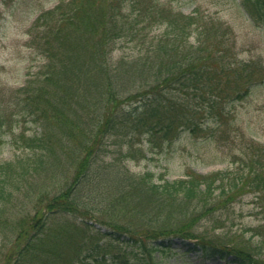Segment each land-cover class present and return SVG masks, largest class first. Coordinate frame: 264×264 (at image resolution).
I'll list each match as a JSON object with an SVG mask.
<instances>
[{"label":"trees","instance_id":"obj_1","mask_svg":"<svg viewBox=\"0 0 264 264\" xmlns=\"http://www.w3.org/2000/svg\"><path fill=\"white\" fill-rule=\"evenodd\" d=\"M239 5L264 21V0ZM91 7L59 0L28 28L29 46L45 60L9 95L35 128L13 133L10 142L21 151L0 161V256L12 245L2 264H158L175 239L181 256L263 264L197 232L195 216L179 218L181 203H203L220 187L225 193L242 174L229 187L215 184L220 172L154 179L151 171L132 173L104 156L117 142L121 156H132L142 136L153 147L183 131L231 136L225 107L264 78V65L228 57L229 26L197 9L182 13L160 0ZM154 28L160 31L150 34ZM121 38L136 53L112 58ZM6 116L17 123L0 109V125ZM261 164L254 150L247 170L255 187Z\"/></svg>","mask_w":264,"mask_h":264},{"label":"rangeland","instance_id":"obj_2","mask_svg":"<svg viewBox=\"0 0 264 264\" xmlns=\"http://www.w3.org/2000/svg\"><path fill=\"white\" fill-rule=\"evenodd\" d=\"M58 1L0 0V109L17 119V123L9 122L6 116L0 125V161L12 159L15 153L21 151L10 142L13 133L21 129L27 133L34 132L35 124L29 118L22 120L23 116H18L14 106L9 104V95L44 62L41 53L29 46L27 31L39 12ZM83 1L88 11L91 6L101 8L105 0ZM160 1L182 13L197 9L203 15L223 21L229 26V31L225 33L229 37L228 57L232 60L235 57L238 60H258L264 65V21L253 20L239 5V0ZM159 31L160 28H154L149 32L153 34ZM135 53L134 43L121 38L114 42L111 57ZM225 108L229 112L228 118L233 120L234 129L227 138L194 136L183 131L170 141L153 147L142 136L140 141L133 144L132 156H121L118 142L108 144L104 162L113 163L115 167L125 168L132 173L151 171L154 179L185 177L192 172L204 175L220 172L222 177L219 176L220 180L215 184L224 187H229L230 181L237 180L242 174L236 182L237 186L228 188L225 193L219 192L220 187L203 203H181L179 218L185 214L182 221H186L195 216L197 232H202L216 244L242 249L264 264V176L259 180L260 187H255L247 170L249 159H252L253 151L257 150L264 175V78L252 84L242 99L227 104ZM123 148L126 149L125 144ZM140 151L144 153L143 156L139 155ZM85 218L96 227L103 226L92 217ZM182 245L179 239H175L168 255L163 256L158 264H238L231 259L202 261L196 253L181 256ZM11 247V243L4 246L0 264L4 253ZM155 257L159 258L158 253H155ZM87 264L106 262L90 260Z\"/></svg>","mask_w":264,"mask_h":264}]
</instances>
